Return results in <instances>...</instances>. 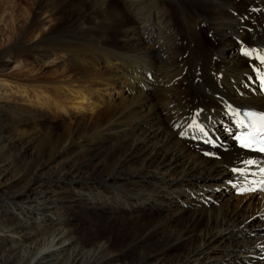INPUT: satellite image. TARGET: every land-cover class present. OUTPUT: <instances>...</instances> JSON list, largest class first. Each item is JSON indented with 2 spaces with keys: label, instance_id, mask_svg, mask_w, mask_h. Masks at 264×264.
I'll list each match as a JSON object with an SVG mask.
<instances>
[{
  "label": "bare ground",
  "instance_id": "bare-ground-1",
  "mask_svg": "<svg viewBox=\"0 0 264 264\" xmlns=\"http://www.w3.org/2000/svg\"><path fill=\"white\" fill-rule=\"evenodd\" d=\"M23 4L15 24L27 20L24 30L39 31L0 58L57 63L47 78L25 75L17 86L52 83L80 102L88 92L94 113L70 111L56 128L46 109L0 105L16 119L2 120L0 192L23 184L19 196H37L14 212L39 227L46 204L64 218L53 206L63 193L38 185L57 177L85 213L103 219L78 245L67 230L50 228L0 264H264V157L235 146L240 114L264 112V0ZM12 161L24 162L17 174ZM135 250L140 256L127 263Z\"/></svg>",
  "mask_w": 264,
  "mask_h": 264
},
{
  "label": "rangeland",
  "instance_id": "rangeland-1",
  "mask_svg": "<svg viewBox=\"0 0 264 264\" xmlns=\"http://www.w3.org/2000/svg\"><path fill=\"white\" fill-rule=\"evenodd\" d=\"M153 1H157V0H153ZM22 3L23 0H0V52L8 47H12L15 44L16 40L19 38L23 39L26 42V44H30L31 39L34 38L33 34H36L39 31L37 27L35 28L32 27L31 30H24V27L27 24V20L22 23L15 24V19L19 18L17 17V15L20 13V10H23L22 8L25 6V4L22 5ZM22 17L23 16L21 15V19L23 20L24 18ZM42 21L43 19L40 18L37 21V23L41 25ZM13 27H18L19 28L18 32H14L12 30ZM45 28H47L46 25L43 27V29ZM56 63L57 62L53 59L48 60L46 63L44 62L41 63L36 59H34L33 56H29V54L24 57L14 56L13 58L10 57L0 58V105L3 106L6 104L8 105L18 104L20 105V107L29 108V109H46V111L50 115V121L56 128H58L57 123L59 122L61 117L64 116L70 118V114H69L70 111L73 113L83 112L88 116H92V114L94 113L93 112L94 107L91 105L93 103L92 101L94 100L91 99V97L93 96H89L87 94L88 92L85 93L86 97L84 102H80L79 100L80 97H77L76 94H68L67 92H63V96H59L60 94L52 89L51 87L52 83L51 85L49 83H46L44 86H42L40 89L36 91L33 90L29 91L27 89H25L24 91V89H21L20 87L17 86L20 79L25 75H28L29 77H33V78H39L41 80L47 78L49 76L48 74V71H50L49 68H53V65H55ZM57 70L58 72H61L62 69H57ZM27 72L28 74H25ZM65 79L66 78L57 80V82H64ZM44 82H50V81L46 80ZM53 101H56V103L55 102L53 103ZM58 106H63V108L58 109ZM2 112L3 111H1L0 108V115H2L0 117V138L2 136L1 134V125L3 123L2 120H6L5 122L6 124H11V123L13 124L16 121V119ZM3 160H4V150L2 149L0 144V161ZM12 162H13L12 164L13 172L18 171L19 166L21 167L22 165H24V162H17L19 166L16 167L14 165V161ZM43 179H41L42 181L40 180V183L38 184L41 186L42 189L46 191L48 190V192L50 191V189H54L58 192L63 193V197L60 199L62 202H57V204L53 206L58 205L61 208L62 211L61 213L63 214L64 218L56 217V215H53L58 209H55L54 211L52 210L51 205L46 204L44 207L45 210L44 214L40 216L42 218L43 223L41 224V226L38 227L37 224L32 223L33 222L32 220L36 219V217L26 213L25 214L26 217L23 219L17 217L16 213L14 212V209L19 210L21 206H24L20 204L21 202L34 204V200L35 198H37V196L32 194H20L21 196L20 197L17 191L19 190V188L23 187V184H19V185L13 184L12 186L8 187L6 191L0 192V254H1L0 259L1 260L7 259V257L10 254H18L21 250L25 249L26 247L29 248L30 246H33V244L36 243L39 239H41V237H43V234H45L46 231L50 228H55L57 230L58 229L67 230L72 237L76 236L78 238L76 241L77 242L76 245L79 244L78 241L84 242V240H86L89 236L91 237L93 235L92 234L93 231H95L94 233L98 234L99 233L98 231L101 230L102 226L100 224L103 219L102 214L99 213L95 214L94 211L92 210H89L87 211V213H85L83 206L81 205L82 204L81 197L78 196L76 192L72 190V188L68 187L66 180L65 181L58 180L57 177L51 178L49 176ZM225 190H227V188H225ZM232 192L236 195L235 189H232L231 193ZM255 192H259V191H255ZM238 196L240 195L238 194ZM39 201L41 200L39 199ZM88 202L91 201L88 200ZM106 209L107 212H109L108 208ZM64 214H66L67 216H65ZM49 216L51 219L49 218ZM51 216L55 217L57 221ZM58 219L60 220L58 221ZM27 224H29V226ZM50 225H53V227H50ZM126 247L124 249L127 251L128 249ZM91 248L92 246L89 245V247L84 249V251L89 252ZM111 248H110L111 253L117 252L119 250L115 246H111ZM140 254H141V250H135L133 256H131L126 260L127 263L133 261L132 259L134 260L137 259V256H140ZM6 255L7 257H5ZM51 256L52 253L45 254V261H50L49 259H51Z\"/></svg>",
  "mask_w": 264,
  "mask_h": 264
}]
</instances>
